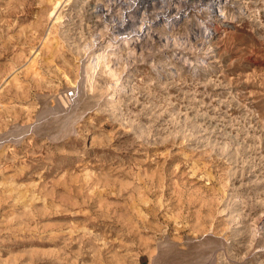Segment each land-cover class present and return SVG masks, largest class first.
Returning a JSON list of instances; mask_svg holds the SVG:
<instances>
[{
    "label": "rangeland",
    "instance_id": "374dc122",
    "mask_svg": "<svg viewBox=\"0 0 264 264\" xmlns=\"http://www.w3.org/2000/svg\"><path fill=\"white\" fill-rule=\"evenodd\" d=\"M179 1L0 0V264H264V0Z\"/></svg>",
    "mask_w": 264,
    "mask_h": 264
},
{
    "label": "bare ground",
    "instance_id": "6f19581e",
    "mask_svg": "<svg viewBox=\"0 0 264 264\" xmlns=\"http://www.w3.org/2000/svg\"><path fill=\"white\" fill-rule=\"evenodd\" d=\"M123 1V0H122ZM181 1V0H180ZM179 1V2H180ZM185 1V0H184ZM193 1V0H192ZM178 2V1H177ZM198 2V1H197ZM165 3V2H164ZM170 3V2H169ZM189 3V2H188ZM226 3V2H225ZM97 4V3H96ZM110 4V3H109ZM127 4V3H126ZM156 4V3H155ZM215 4H219V0H216ZM131 5V4H130ZM164 5V4H163ZM202 5V4H201ZM120 6V5H119ZM177 6V5H176ZM179 6V5H178ZM184 6V5H183ZM192 6V5H191ZM95 7V6H94ZM98 7V6H97ZM124 7V6H123ZM130 7V6H129ZM190 7V6H189ZM93 8V7H92ZM180 8V7H179ZM123 10V9H122ZM221 10V9H220ZM119 11V10H117ZM105 12V11H104ZM144 12V11H143ZM94 13V12H93ZM98 13V12H97ZM134 13V12H133ZM100 15V13H99ZM116 15V14H115ZM148 16V15H147ZM109 20V19H108ZM125 22V20H124ZM142 26V25H140ZM138 29V28H137ZM219 29V28H218ZM140 31V30H139ZM130 32V30H129ZM128 34V33H127ZM137 34V33H136ZM167 35V34H165ZM171 36V35H170ZM109 37V36H108ZM107 37L108 42L111 44V51H107L106 49H102V51H98V53H96L94 50H91L93 47V43H87L86 45H84V50H86L85 52L90 51V53H88V57L86 59V62L84 64V67L82 69V75H83V81H85L86 83L89 84V87L92 88V83H93V78H95V74L97 72V70L102 67V68H107L110 77L112 78V83L110 86L113 87V94L116 92V90L118 89L117 86H119L120 84H122L121 88H124L127 86V81H122V83L118 84L119 80H120V74L113 69L110 64L108 63V60L111 58L112 55L115 54L116 49L120 46L119 43V37L118 34H112L109 39ZM96 38V37H95ZM94 40V39H93ZM96 40V39H95ZM130 37H127L126 39L123 40L124 43L126 44H130ZM106 41V40H105ZM104 44V43H103ZM97 45V44H96ZM101 48V47H100ZM212 48V47H211ZM93 54V55H91ZM87 55V53H86ZM81 75V76H82ZM110 83V82H109ZM68 93V92H67ZM75 93V92H74ZM115 95V94H114ZM78 103V102H77ZM71 118V117H70ZM74 126V125H73Z\"/></svg>",
    "mask_w": 264,
    "mask_h": 264
}]
</instances>
